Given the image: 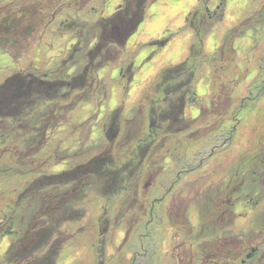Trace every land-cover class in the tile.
<instances>
[{"label": "trees", "instance_id": "obj_1", "mask_svg": "<svg viewBox=\"0 0 264 264\" xmlns=\"http://www.w3.org/2000/svg\"><path fill=\"white\" fill-rule=\"evenodd\" d=\"M146 1L125 0V7L102 18L99 37L97 31L93 35L79 25L88 22V13L80 14L85 18L78 21L76 17L72 22L61 21L70 11L83 12L74 0H35L29 6L21 1L13 5L0 2V52L21 64L28 61L25 70L19 68L0 81V264H59V250L76 245V241L66 244L67 235H72L69 229L72 232L71 228L83 224L85 227H77L75 239L81 237V231L88 239L84 231L89 229V221L84 220L98 200L103 204L99 221L104 230L89 235L96 240L94 249L102 251L101 259L105 245L99 239L110 236L112 244V234L123 226L126 240L115 249L119 254H132L129 264H264V227H247L236 235L231 225L233 211H229L233 200L238 204L259 200L257 204L262 206L264 143L245 150L233 164H228L230 156L222 157L236 146L239 127L251 125L250 118L262 111L264 80L237 111L232 110L235 90H230L226 104L223 101L231 83L220 89L214 82L209 99L212 106H204L203 113L221 121L212 128L205 125L204 130L211 129L204 135L193 125L208 117L185 114L188 107L202 105L195 88L203 66L222 61L227 47L206 57L203 42L193 41L186 60L158 73L152 81V97L133 118H124L121 108L97 125L98 117L94 118L88 127L90 137L101 130L98 142L90 138L91 143L83 146L80 129L69 126L71 108L93 103L104 106L109 95L95 94L97 70L102 62L115 61V53H123L118 47H123L142 22ZM211 1L203 0L202 10L195 16L208 22L209 31L223 16L227 2L219 0L220 5L209 12ZM254 11V17L264 18V4ZM56 23L69 27L77 44L56 70L37 73L30 67L29 53L36 54L38 42ZM238 29L234 27L236 37L240 36ZM231 43L230 39L228 45ZM173 139L175 147L168 149ZM194 144L195 153L183 158V145ZM197 171L201 173L196 178L186 177ZM5 197L9 201L2 204ZM193 206L199 208L198 225L188 214ZM211 206L215 212L209 215ZM104 214L109 216L108 222ZM163 226L167 229L163 236L169 237L160 241L158 249V243L150 244L155 235L160 240ZM132 232L137 233L136 241L130 237ZM143 250L147 253L135 259Z\"/></svg>", "mask_w": 264, "mask_h": 264}, {"label": "rangeland", "instance_id": "obj_2", "mask_svg": "<svg viewBox=\"0 0 264 264\" xmlns=\"http://www.w3.org/2000/svg\"><path fill=\"white\" fill-rule=\"evenodd\" d=\"M17 1L23 2L24 6H29L35 0H0V2L6 4L13 2L12 5ZM38 1L44 2L46 0ZM202 1L203 0H147L143 4L145 10L143 9L144 15L142 17V22L128 38V41L123 44V47H118V50L122 48L123 53L121 50L115 53L113 57L115 61H110L109 63L102 62V66L97 70V83L94 84L95 94L102 95L104 92H107L109 95V97L106 98L104 106H96V103H93V105H82L79 109L73 107L71 111H68L70 115L67 118L68 121H70L69 126L80 129V131H78L80 134L79 140L81 143L85 141L83 146L85 143L89 145L91 143L90 138L93 137L95 139L100 134L98 129H94L95 132L92 137H90L92 129L88 127L97 117L98 121L95 123L96 125L99 124L100 121L104 122L107 115H109L111 111H115L116 108H121V115L127 119L133 118L136 112L138 113V110L144 109L145 104L148 103L153 95L152 81L155 80L158 73H160L163 68L169 67V65H178L182 60H186L190 55V46L193 45L192 43L195 40L203 42V44L205 43L203 47L205 48L206 57L215 55L218 48H223V46L227 48H225L222 61L215 62L213 65L207 63L203 66L205 69L204 73L202 72L195 88L202 105L188 107L185 114L192 118H198L201 115H205L208 118H206L204 122H200L201 120L195 122L193 129H195V131L198 130L197 132L202 131L200 134L204 135L205 132L210 131L213 126H219L220 124L219 122L221 120L203 113V110L205 111L206 109L204 106H208L209 104L208 108L212 106L209 99L211 97V89L214 82L219 84L220 89L229 86L231 83V88L225 91L224 104H226V98L231 95L229 93L230 90H235L231 95L233 102L232 110L237 111L242 108L251 90H255L258 84L264 80V20H262L264 18L259 15L254 17V10L261 8L264 4V0H226L227 2L224 4V10H222V13H224L223 16L220 20L218 19L217 22L214 21V25L210 31L207 30L208 28L206 26L208 22L195 18V16L198 15L199 9L203 6ZM75 2L77 7L83 8V12L74 14L73 11H70L61 21L69 20L72 22L74 21V17H76L78 21L81 18H85V13H88L89 16L86 17L88 22L79 25L87 27L89 31L91 30V34L93 35H95L97 31L98 35H96V37L100 36L102 30V18L111 17L116 10L119 8L122 9L126 5L125 0H74V3ZM211 2L212 4L210 3L208 9L209 12L214 11V9L220 5L219 0H212ZM80 14H84L85 16H79ZM208 15L210 16L212 13H208ZM236 26H239V37L235 35L234 27ZM68 30L69 27H63V25H57L56 23L53 30L54 32L47 31L48 34L44 40L38 42L40 46L36 47V54L33 52H31V54L29 53V60H31L33 64V66H30L32 69L35 67L37 70H34L37 71V73L44 74L46 69L47 71L56 70L62 62L67 60L70 54L69 48H73V46H75L73 44L76 43L72 40ZM199 32H201L200 37L197 36ZM230 39L232 43L228 45ZM27 62L28 61H25L24 64H21L19 59H12L5 52H0V81H4L3 79H5V77L10 76L19 68L21 71L25 70ZM64 64L65 68L69 66L67 62ZM72 68L68 70L69 75ZM259 106L262 107V111L259 112L257 116L250 118L251 125L238 126L241 131H239L240 137L236 142L237 145L231 147L228 152H224L222 155V157L230 156V158H228V164H233L236 159L239 160L240 154L245 150L254 149L255 146L261 147L264 143V141L262 142L264 139V122L262 123V119H264V100ZM99 107L100 109H98ZM51 121L52 120L49 119V123ZM208 123L211 128H206L204 130L203 128ZM261 123L262 125H260ZM123 124H125V122H123ZM182 135L183 134H177L178 137ZM93 138L92 140H94ZM96 141L98 142V140ZM184 142L186 143V141ZM175 144L176 142H174L173 139L169 144V148L167 146L166 148L171 149L172 146L175 147ZM183 147L184 149L180 152V155L183 154V158L188 157L190 153L194 154L197 149L196 144L190 147L183 145ZM168 149L166 151H168ZM84 151L89 150L86 149ZM215 161L216 160H213L211 162L214 163ZM261 162L263 163L264 160H261ZM189 163L191 164V161ZM260 166L263 167L262 165ZM173 169V173H176V169ZM54 171L57 172V169H54ZM262 175H264V171L260 176L262 177ZM190 176L191 175H188L186 177ZM197 176H199V174H196L192 179ZM167 180L170 179L167 178ZM262 182L263 180L261 183ZM261 198V207L257 204L259 200H257L252 207L245 203L238 204L237 200L231 201L233 206L229 211H233L231 219L233 233L240 235L242 230L247 227L251 228L254 226L258 228V230L264 227V195ZM7 201H9V199L5 197L1 203L5 204ZM101 203L102 200L93 202L91 204V215H87L84 220V222L89 221V229L86 232L84 231V233H88V239L83 238V231L80 232L81 237L77 240L75 239L77 227H85L83 224L71 228L72 232L69 229L72 235H67L66 244L76 241V245L72 247L63 246L59 250V264H129L131 262L130 258L132 254H119L115 249V247L120 248L123 243L122 240L125 235V228L123 226L121 230L112 234V244L109 243L110 240L108 237L110 236L106 237V240L103 239V237L99 239L98 243H103L104 241V245L106 246H104L105 252L102 259V251L99 252L96 247L94 249L93 245L96 244V240L94 237L90 238L89 232L91 231V234L96 236L98 232H101L103 229L100 226L101 220L99 221V215L103 207ZM214 206H216V204ZM195 208L196 206L190 207V212L187 213L191 217L192 223L198 225L201 222L199 213L198 216L197 212L194 215L191 213L192 209ZM211 208L212 206L208 209L209 215L215 212L214 208ZM165 221L167 220L165 219ZM160 230L162 231L160 240L159 236L154 234L155 239L153 238L150 244L155 245L158 243V249L160 241L169 237L168 235L163 236V232L166 234L167 231L166 228L164 229V226L160 227ZM141 231L142 233L146 232L143 230ZM132 233L130 237L131 239L133 237V240L136 241L137 233ZM89 238L91 240H89ZM135 241L133 242V248L137 250V243ZM146 245L147 244H145V246ZM126 251L127 250H124L123 252L125 253ZM145 253L147 252L144 250L143 252L139 251L135 259L142 258ZM154 260H156V258ZM249 260L254 259L250 258ZM253 262L248 264H252Z\"/></svg>", "mask_w": 264, "mask_h": 264}, {"label": "flooded vegetation", "instance_id": "obj_3", "mask_svg": "<svg viewBox=\"0 0 264 264\" xmlns=\"http://www.w3.org/2000/svg\"><path fill=\"white\" fill-rule=\"evenodd\" d=\"M104 216H106L105 222H108L109 221V216L107 214H104ZM109 232H110V229L106 228V233H109ZM134 258H136V257H134Z\"/></svg>", "mask_w": 264, "mask_h": 264}]
</instances>
